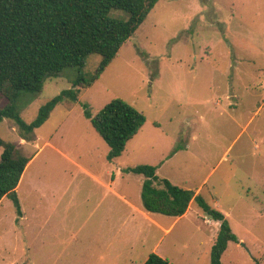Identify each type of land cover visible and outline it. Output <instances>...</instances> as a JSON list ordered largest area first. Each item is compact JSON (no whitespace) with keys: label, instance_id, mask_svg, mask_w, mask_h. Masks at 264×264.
I'll return each instance as SVG.
<instances>
[{"label":"rangeland","instance_id":"1","mask_svg":"<svg viewBox=\"0 0 264 264\" xmlns=\"http://www.w3.org/2000/svg\"><path fill=\"white\" fill-rule=\"evenodd\" d=\"M101 60L86 59L88 80ZM78 75L71 67L40 93L23 90L16 109L34 121ZM115 98L147 121L111 161L84 105L96 114ZM37 134L49 143L18 191L26 218L9 197L0 202V264H144L160 232L86 170L109 183L117 164L160 162L159 176L201 187L206 203L226 215L239 242H229L222 264H264V0H160L78 103L56 106L36 140L22 139L10 118L0 123L2 139L29 156L38 152ZM113 180L143 208V175L124 168ZM205 218L215 220L195 201L166 235L161 248L176 245L178 264H211L214 228Z\"/></svg>","mask_w":264,"mask_h":264},{"label":"trees","instance_id":"2","mask_svg":"<svg viewBox=\"0 0 264 264\" xmlns=\"http://www.w3.org/2000/svg\"><path fill=\"white\" fill-rule=\"evenodd\" d=\"M160 0H0V97L6 104L0 108V123L10 118L28 142L36 140L41 127L53 110L70 100H79L82 88L98 79L118 56L123 45L138 31ZM124 14V16L122 15ZM92 54L102 57L92 80L83 72ZM71 67L79 68L72 87L45 103L36 119L27 122L15 103L23 90L42 92L48 79L62 76ZM85 115L110 147L108 158L123 154L128 141L140 132L146 114L122 98H115L93 114L84 105ZM0 202L9 197L22 214L17 187L27 164L20 145L6 142L0 136ZM145 176L142 200L146 210L171 216L185 214L193 200L220 222L211 251V264H222L229 242H239L226 215L209 206L194 190L160 178L157 166L139 164L128 169ZM144 264H174L157 253H151Z\"/></svg>","mask_w":264,"mask_h":264},{"label":"crops","instance_id":"3","mask_svg":"<svg viewBox=\"0 0 264 264\" xmlns=\"http://www.w3.org/2000/svg\"><path fill=\"white\" fill-rule=\"evenodd\" d=\"M153 83H155V82H152V84ZM76 103H78V102H76ZM75 103V104H76ZM74 104V105H75ZM84 114H85V110H84ZM90 121H91V119H90ZM137 135V134H136ZM37 136H38V141H37V143H38V145H39V149H38V152L34 155V157L32 158V160H30V162L27 164V167H26V169H25V171H24V173H23V176H22V178H21V181H20V183H19V185H18V187H17V193H18V191H19V189H20V187H21V184H22V180H23V178H24V175H25V173L27 172V170L32 166V164H34V162L36 161V159L38 158V155H39V152L42 150V148L44 147V146H46L49 142L47 141V140H43L42 139V137L41 136H39L38 134H37ZM39 139H40V141H39ZM184 147V146H183ZM185 147H186V149H188V144L187 145H185ZM178 149H180V148H178ZM109 150H110V147H109ZM127 150V148L125 149V151ZM125 151L123 152V154L125 153ZM109 152V151H108ZM175 153H178V151L176 150L175 151ZM122 154V155H123ZM122 155H120V156H122ZM120 156H118V157H120ZM118 157H116V158H118ZM115 159V158H114ZM113 161V160H112ZM152 165H155V166H157V173L159 174V169L161 168V166H163L164 165V163L163 162H160L159 164H152ZM131 167H133V166H129V167H127V166H124V165H122V164H117V168L116 169H113V171L111 172V175H112V180H110V182L109 183H104L99 177H97V176H95L94 174H92L91 172H89L88 170H86V172L87 173H89L91 176H93V178H95V179H97L99 182H101V183H103V184H105V186H106V188L108 189V191H110V190H113V191H111L112 192V194H113V197L114 198H116L117 200H119V199H123L127 204H129L132 208H133V210H136V211H138V212H140L141 214H143V215H145L148 219H149V222H150V224H153V226H155L156 227V232L157 231H159L160 232V236H158L157 237V240H155V243H154V246H153V249H152V251L154 252V253H157V254H159L160 256H162L163 258H166V259H168V260H170L172 263H174V264H178L177 262H176V257H178V249L176 248V245H167V247L166 248H161L162 247V245H163V243H164V240H165V238H166V235H168V234H171L174 230H175V228L178 226V224H180L183 220H185V219H187V217L190 215V213L193 211V204H194V202H195V200H193L192 202H191V204H190V206H189V208H188V210H187V212L185 213V214H183L182 216H171V215H166V214H163V213H158V212H151V211H148V210H146V208L144 207V204L142 203V206H143V208L141 209V207H139V206H137V205H134L132 202H130L124 195H122L119 191L117 192V191H115L114 190V188H113V186L115 185V183H114V180L113 179H116V177H118V176H121L122 175V173H123V169L124 168H127V169H129V168H131ZM165 168V167H164ZM144 176V175H143ZM159 176V175H158ZM164 176V175H163ZM161 179L163 178V177H161V176H159ZM166 177H168V176H166ZM168 178H170V177H168ZM167 178V179H168ZM146 178H145V176H144V180H145ZM144 180H143V182H144ZM172 183H174V184H176V185H178V186H180V187H183V188H186V189H191V190H194L195 191V193H196V195H198V194H200L201 195V187H199V188H194V187H192V186H187V185H185L184 184V182H182L183 183V185L182 184H180L179 182H176L175 180H173L172 178H170L169 179ZM19 196V195H18ZM2 201H3V199H2ZM20 204H21V202H20ZM21 208H22V206H21ZM22 210V209H21ZM153 216V217H152ZM200 216V213L198 214L197 212H195V218L196 219H198V218H201V217H199ZM20 220H24L25 218H26V213L22 210V214L20 215ZM204 221H205V223H207L208 225H209V228H211V227H213L214 228V230L212 231V236H211V238H212V242H213V244H214V242H215V240H216V238H215V236H214V234H215V232H216V229H215V227H214V222L217 224V225H219V227H220V222L219 221H217V220H212V219H210V218H205V219H203ZM148 234L149 233H146V238L148 237ZM186 249H187V245H185V247H183V251H186ZM189 250V249H188ZM185 253H188L187 251L185 252ZM180 255H181V253H180ZM149 257V256H148ZM148 259V258H147Z\"/></svg>","mask_w":264,"mask_h":264}]
</instances>
